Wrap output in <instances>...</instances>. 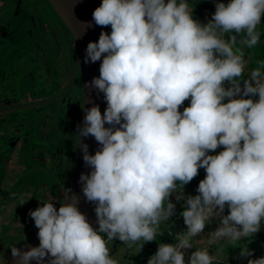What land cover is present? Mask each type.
<instances>
[{
	"label": "clouds",
	"instance_id": "obj_1",
	"mask_svg": "<svg viewBox=\"0 0 264 264\" xmlns=\"http://www.w3.org/2000/svg\"><path fill=\"white\" fill-rule=\"evenodd\" d=\"M215 7L203 25L193 19L187 0H102L93 11L97 26L112 29L88 43L85 57L86 63L102 59L99 77L86 87L102 92L107 108L103 115L98 106L87 109L78 128L79 137L91 135L101 146L90 155L87 144L81 145L92 171L80 176L84 196L96 205L99 228L88 223L75 196L58 210L52 199L44 200L29 212L40 244L24 252L12 247L17 264H43L49 256V264H120L110 254L111 242L118 239L138 253L143 243L162 235L161 224L175 210L169 196L179 190L177 200L183 199V186L199 168L206 177L181 213L187 231L176 234L175 245L159 244L147 264H186L182 249L192 248L216 216L221 222L209 234V246L221 241L235 246L260 231L264 60L247 74L243 90L240 78L249 62L243 49L260 42L264 0ZM225 82L231 87L226 89ZM256 95L258 100L244 98ZM189 97L190 106L180 112ZM219 146H224L219 154H207ZM226 206L229 213L223 215ZM241 246V256L253 255ZM196 249L187 264H216L207 246ZM248 264H264V257Z\"/></svg>",
	"mask_w": 264,
	"mask_h": 264
},
{
	"label": "rangeland",
	"instance_id": "obj_2",
	"mask_svg": "<svg viewBox=\"0 0 264 264\" xmlns=\"http://www.w3.org/2000/svg\"><path fill=\"white\" fill-rule=\"evenodd\" d=\"M90 1L94 10L102 3V0ZM195 1L201 5H206V9L201 13L196 14L192 10L193 19L202 25L207 24L212 19L217 3L227 5L231 2V0ZM33 4L34 0H0V95L7 97H4L3 102H9V100L14 102L17 98L30 101L31 98H44L52 94L50 92L54 76L46 70L45 66L47 65L54 67L57 83L60 84V75L67 76V81L69 80L72 55L71 37L69 34L49 25L50 23L53 27L56 25L55 27L58 28L60 25L49 7L46 5L42 7L40 0H35V4ZM103 28L109 34L112 31L111 26ZM258 30L260 33L264 32V14L261 16V24L258 25ZM230 35H235V32L226 33L225 39H229ZM239 38L238 36L237 39ZM258 45L253 49H243L245 58L249 61L245 73L249 72L251 67L256 64ZM40 51L45 56H42ZM62 66L63 72L58 73ZM229 84V82H225L223 86L227 89ZM64 87L65 85L62 86L61 84L59 88L55 87L52 91L53 94L60 89L62 92ZM73 89L66 96L54 101L53 110H47L46 105L29 109L28 123L37 121L42 125L36 133L28 129V150L23 159L17 161L19 144L18 141L16 146L15 141L12 143L14 150L11 151V155L8 154L6 165H4L5 173L0 176V264H4L12 257V247L21 250L36 238L39 229L35 226L29 212L42 207L44 200L52 199V186L54 184V189L57 186L56 178L53 182L50 180L52 166L54 171L58 167L56 171L59 181V199L58 202L54 201L53 203L56 209L62 200L79 137L81 101V81L79 78L76 79ZM244 98L258 100L259 97L256 95ZM187 104L185 103V106ZM47 141H49L48 144ZM33 170H36L40 176L33 178ZM23 173L28 187L7 197L8 190ZM44 181L47 183L46 185H44ZM200 181L195 183L190 181L183 186L184 198L177 200V196L180 194L174 198V214L167 222L161 224L162 235H158L154 241L143 243V247L138 253H135L133 249L126 248V252L120 256L123 264H147L148 260L157 252L159 244L175 245L177 243L176 234L187 231V225L181 215L186 208V198L199 194L197 188ZM34 186L42 187V190L35 191ZM43 187L45 188L43 189ZM5 195L7 198L4 197ZM22 200L25 201L23 204H21ZM228 213L229 209L226 206L223 215H228ZM25 215L28 219L27 224L25 223ZM220 222L218 216L211 218L210 222L206 223L202 233L194 238V246L189 249H182L186 264L192 252L197 250L196 247L205 246L208 247L210 254L217 256L216 264H248L249 259L264 257V243L257 233L250 238L237 241L235 246L226 241L207 245L209 234L220 226ZM263 230L264 221H262L260 228L261 232ZM100 234L107 239L106 234ZM200 240H202L201 243L195 242ZM121 244L123 243L120 240L114 239L110 245V254L115 253ZM241 245H246L253 255L250 257L241 256Z\"/></svg>",
	"mask_w": 264,
	"mask_h": 264
},
{
	"label": "water",
	"instance_id": "obj_3",
	"mask_svg": "<svg viewBox=\"0 0 264 264\" xmlns=\"http://www.w3.org/2000/svg\"><path fill=\"white\" fill-rule=\"evenodd\" d=\"M51 6L52 10L62 22L72 40V61H71V83L66 91L61 93L59 97H63L74 85L79 74L81 73V124L83 127L84 117L86 110L98 106L101 114L103 115L106 108L107 102L104 99V94L96 89L86 87L94 77L100 75V61L85 62L86 48L89 42H98L100 33L105 32L103 27L97 26L92 18L94 8L90 0H46ZM264 79V77H262ZM255 85V81L252 82ZM244 84H240V87ZM236 98V97H234ZM105 127H110L107 123ZM82 144H87L88 153L94 155L97 150L100 149L99 143L91 135L88 137H78V143L75 149L74 160L72 169L64 190L62 200L57 208L64 204L70 203L71 198L75 196L77 198V207L79 211L84 214L87 218L88 223L93 229L98 230L99 224L97 222V216L95 213V203L89 202L83 194L82 183L80 181L81 174L88 175L92 169L87 166L83 161V151L81 148ZM65 193L67 198H65ZM40 240L38 235L29 244L25 245L20 251H28L32 247H38ZM51 257H45L43 264H49ZM4 264H17V258L10 257ZM29 264H37L36 260H31Z\"/></svg>",
	"mask_w": 264,
	"mask_h": 264
},
{
	"label": "flooded vegetation",
	"instance_id": "obj_4",
	"mask_svg": "<svg viewBox=\"0 0 264 264\" xmlns=\"http://www.w3.org/2000/svg\"><path fill=\"white\" fill-rule=\"evenodd\" d=\"M40 1L42 3V7H44L46 5L47 7L50 8L52 15L54 16V18H56V20L58 21V24H60V25H58L59 28L55 27L56 25L53 27L50 23H49V25L52 28L63 31L65 34H69L68 31L66 30V28L64 27V25L62 24V22L58 19V17L56 16L54 11L52 10L49 3L46 0H40ZM34 4H35V0H34ZM48 22H49V20H48ZM60 26H62V27H60ZM69 36H70V34H69ZM40 50H41V48H40ZM72 52H73V48H72ZM40 53L42 56H45V54H43L42 51H40ZM71 61H72V55H71ZM63 62H64V58H63ZM45 67H46V70L50 74L52 73V76H54L53 77L54 79L52 82V89L50 92L52 94H50L44 98H36V99L31 98L30 101L18 99L17 97H15L17 99H15L14 102L10 101V100H9V102H3L2 100L4 99V97L5 98H7V97L4 95H0V176L3 173H5L4 165H6L5 163L7 162L8 154H10L11 151L14 150L12 143L15 141L16 142L15 146H16L17 141H18L19 150H17L18 152L17 151L16 152L18 154V157L20 156L21 159H23L25 157V154L27 153V150H28V143H29L28 129H30L32 132H35V133L40 130V125H42V124L37 123V121H35L33 123H31V122L28 123L29 109L36 108V107H42V106L46 105L48 107V108H46L47 110H49V109L53 110L54 109V101L61 98V97H59V94H60L59 92H61V89H60V91L56 92L55 94H53V92H52L53 89H55V87L59 88L60 84L62 86L65 85V87L62 89V92H61V93H63L64 91H66L68 89V87L71 83V67H70V74H69V80L68 81H67V76L64 77V75L59 74L61 76V80H59L60 84L55 81L54 67H50L48 65ZM62 68H63V66L60 68L58 73L62 71ZM75 83H76V81H75ZM73 87H74V85H73ZM73 87L66 94L72 92ZM20 90L23 92L22 89H20ZM66 94L64 96H66ZM80 104H81V101H80ZM80 124H81V111H80ZM48 143H49V141H47V144ZM15 146H14V148H15ZM51 170H52V175L50 177L51 182H53L55 180V178L57 179L56 188L54 189V184L52 186V202L54 203V201L58 202V199H59V192H58L59 191L58 190V188H59L58 182L59 181H58V176H57V171H56V170H58V167L54 171V168L52 166ZM32 172H33V178L40 176L37 174L36 170H33ZM24 173H25V170H24ZM24 173L21 177L17 178L16 183H14L13 186L10 187V189L8 190L9 194L7 195V197L14 192L22 191V189H24L25 187L26 188L28 187L27 181L25 182ZM46 184L47 183L44 181V185H46ZM34 187H35L34 188L35 191H41L42 190V187H39V186H34ZM44 188L45 187H43V189ZM4 197H6V195ZM34 203L36 204V202H34ZM25 216H26V222L25 223L27 224V220H28L27 215H25ZM26 230H27V226H26Z\"/></svg>",
	"mask_w": 264,
	"mask_h": 264
},
{
	"label": "trees",
	"instance_id": "obj_5",
	"mask_svg": "<svg viewBox=\"0 0 264 264\" xmlns=\"http://www.w3.org/2000/svg\"><path fill=\"white\" fill-rule=\"evenodd\" d=\"M188 4H190V6L192 7V9L195 11V12H198V13H201L202 11H204L206 9V5H201L199 3H197V1L195 0H187ZM256 64L253 65L251 67V69L249 70V72L254 69L255 67H257V61H260V60H264V32L261 33V36H260V42H259V45H258V50H257V54H256ZM245 73L242 75V78H240V84H244L243 81L245 79H248V73ZM255 86V85H253ZM229 87H231V84H229ZM223 103H227L228 102V98H225L224 101H222ZM241 143H243V141H241ZM224 150V146H219L217 149L215 150H209L208 151V155H217L219 154L221 151ZM206 177V171L204 168H199L198 169V173L197 175L191 180V182H199L200 180H203L205 179ZM177 183L179 184L180 182L177 181ZM182 192H183V189H182ZM180 194V191L178 190L177 192H174L173 194H171L168 198V201L172 202L173 203V200L174 198ZM259 238L261 239V241L264 243V230L261 232H257Z\"/></svg>",
	"mask_w": 264,
	"mask_h": 264
},
{
	"label": "crops",
	"instance_id": "obj_6",
	"mask_svg": "<svg viewBox=\"0 0 264 264\" xmlns=\"http://www.w3.org/2000/svg\"><path fill=\"white\" fill-rule=\"evenodd\" d=\"M193 10V9H192ZM194 11V10H193ZM195 12V11H194ZM196 14L198 13V12H195ZM207 22V21H206ZM190 100H191V97H189V99H188V101H184L186 104H187V102H188V104H187V106H185V103H183L182 105H180L179 106V111L180 112H183V110L185 109V108H187V107H189L190 106ZM18 160H21V157L19 156V157H17V161ZM121 248H125V245L124 244H121L120 245V247L117 249V251L115 252V253H111V255L113 256V257H116V258H119L120 259V264H123L122 263V259L120 258V256H118V254H117V252L118 251H120V249ZM133 250H135V249H133ZM124 252H126V248H125V250H124ZM125 257V256H124ZM125 264V263H124ZM127 264V263H126Z\"/></svg>",
	"mask_w": 264,
	"mask_h": 264
},
{
	"label": "bare ground",
	"instance_id": "obj_7",
	"mask_svg": "<svg viewBox=\"0 0 264 264\" xmlns=\"http://www.w3.org/2000/svg\"><path fill=\"white\" fill-rule=\"evenodd\" d=\"M73 49H74V45H73ZM80 77H81V73L79 74V79H80ZM72 90H74V89H72ZM75 93V92H74ZM74 97H75V95H74ZM76 101H77V99H76ZM76 104V103H75ZM78 105V104H77ZM62 185H63V183H62Z\"/></svg>",
	"mask_w": 264,
	"mask_h": 264
}]
</instances>
